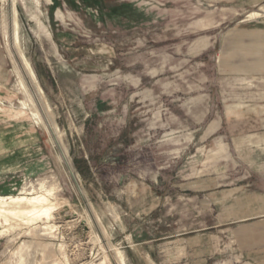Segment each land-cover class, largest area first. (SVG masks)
I'll return each instance as SVG.
<instances>
[{"label": "rangeland", "instance_id": "rangeland-1", "mask_svg": "<svg viewBox=\"0 0 264 264\" xmlns=\"http://www.w3.org/2000/svg\"><path fill=\"white\" fill-rule=\"evenodd\" d=\"M262 7L0 0V264H264Z\"/></svg>", "mask_w": 264, "mask_h": 264}, {"label": "bare ground", "instance_id": "bare-ground-1", "mask_svg": "<svg viewBox=\"0 0 264 264\" xmlns=\"http://www.w3.org/2000/svg\"><path fill=\"white\" fill-rule=\"evenodd\" d=\"M21 88L26 91L23 85ZM20 105L24 106L23 103ZM47 197L44 194L0 197V223L5 226L11 222L30 225L40 219L51 220L54 205Z\"/></svg>", "mask_w": 264, "mask_h": 264}, {"label": "crops", "instance_id": "crops-1", "mask_svg": "<svg viewBox=\"0 0 264 264\" xmlns=\"http://www.w3.org/2000/svg\"><path fill=\"white\" fill-rule=\"evenodd\" d=\"M238 2L244 6H258V5H262L264 0H238ZM262 9H264V7H262ZM259 11L262 12L260 9Z\"/></svg>", "mask_w": 264, "mask_h": 264}]
</instances>
